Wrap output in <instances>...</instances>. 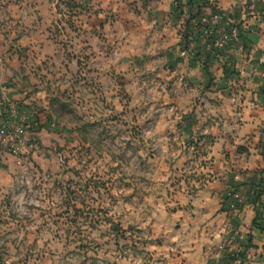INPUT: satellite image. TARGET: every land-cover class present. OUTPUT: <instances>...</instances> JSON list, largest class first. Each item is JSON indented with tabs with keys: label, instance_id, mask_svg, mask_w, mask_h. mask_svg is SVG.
Instances as JSON below:
<instances>
[{
	"label": "rangeland",
	"instance_id": "rangeland-1",
	"mask_svg": "<svg viewBox=\"0 0 264 264\" xmlns=\"http://www.w3.org/2000/svg\"><path fill=\"white\" fill-rule=\"evenodd\" d=\"M215 1L0 0L3 97L30 126L17 153L0 137V264H264L262 190L245 246V204L205 202L207 132L183 127L174 60Z\"/></svg>",
	"mask_w": 264,
	"mask_h": 264
},
{
	"label": "crops",
	"instance_id": "crops-1",
	"mask_svg": "<svg viewBox=\"0 0 264 264\" xmlns=\"http://www.w3.org/2000/svg\"><path fill=\"white\" fill-rule=\"evenodd\" d=\"M184 1L190 2L193 10L198 0ZM175 3L165 9V17L174 15ZM243 4L244 0H216L208 8L211 13L215 8L221 10L226 19L238 25L242 51L233 54L231 49L229 53L217 55L210 50L209 38L202 44L194 40L193 54L175 58L174 65L185 66L180 79L187 87L181 94L197 97L183 127L205 129L206 136L199 140L209 144L207 155L214 165L208 185L198 192L205 193V202L215 201L222 200L228 187H233L232 198L238 196L247 213L248 200L256 190H262L258 193L264 199V14H253ZM189 40L190 37L185 40L188 51L192 43ZM1 77L0 72V95L3 96ZM252 213L248 212L243 221L245 246H249L250 239L259 237V230L247 224L246 218ZM224 214L228 216L227 211Z\"/></svg>",
	"mask_w": 264,
	"mask_h": 264
},
{
	"label": "built area",
	"instance_id": "built-area-1",
	"mask_svg": "<svg viewBox=\"0 0 264 264\" xmlns=\"http://www.w3.org/2000/svg\"><path fill=\"white\" fill-rule=\"evenodd\" d=\"M246 4L253 14H264V1L247 0ZM209 18L207 22L204 20L209 26L206 29H202L199 27V23L194 22L195 24L192 27L194 34L202 32V34H207L208 38L213 34V48L222 53H229L233 48L234 41L237 40L239 29L236 25L229 23V20L225 19V16L220 11L212 12ZM262 75L264 76V72ZM22 114L23 112L19 105L0 95V119H3L0 137L8 136V140L10 139V141H7L10 144L9 150L13 153H17L18 149H21V145H26V139L29 136L30 126L24 122Z\"/></svg>",
	"mask_w": 264,
	"mask_h": 264
},
{
	"label": "trees",
	"instance_id": "trees-1",
	"mask_svg": "<svg viewBox=\"0 0 264 264\" xmlns=\"http://www.w3.org/2000/svg\"><path fill=\"white\" fill-rule=\"evenodd\" d=\"M217 11V10H216ZM197 23H199L198 20H196ZM199 27H201L202 29H206L204 27H206L205 25H202V24H199ZM208 28V27H207ZM189 35L185 34V37H188ZM214 35L212 34L211 37L209 38L210 39V50H212L213 54H217V55H221L222 52L221 51H217L216 49L213 48V40H214ZM241 36V35H240ZM260 194V193H259Z\"/></svg>",
	"mask_w": 264,
	"mask_h": 264
}]
</instances>
